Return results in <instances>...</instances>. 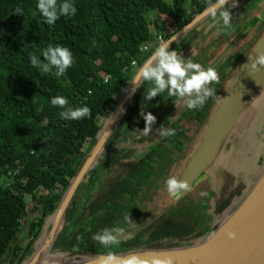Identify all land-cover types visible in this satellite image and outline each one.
<instances>
[{
    "label": "trees",
    "instance_id": "1",
    "mask_svg": "<svg viewBox=\"0 0 264 264\" xmlns=\"http://www.w3.org/2000/svg\"><path fill=\"white\" fill-rule=\"evenodd\" d=\"M70 2L76 7L75 15L60 16L49 25L36 8L37 0H0V264H23L33 255L47 219L56 211L94 146L102 120L110 117L139 67L160 45L157 37L166 41L216 0ZM253 3L228 0L225 7L235 25L234 32L251 18L245 15ZM17 7L24 10L23 15L14 14ZM149 10L156 13L151 24L145 17ZM210 22H214L212 16ZM222 24H212V34L197 33L193 26L173 41L169 50L206 69L219 57L204 62L209 44H224L223 51L230 44ZM257 41L236 43L214 67L219 83L210 87L216 94L227 86L228 74L238 71ZM49 45L67 47L73 55V64L63 75H55V68L44 73L30 63L33 53L45 63L41 52ZM132 60L136 61L134 66ZM151 86L139 81L103 152L69 202L51 250L63 254H119L191 247L213 232L225 211L235 210L247 195L245 186L230 180L226 187L208 191L213 193L210 196L205 192L196 195L202 204L209 201L211 212L198 208L196 198L187 195L176 203L165 204L169 195L165 181L174 176V169L188 153V142L175 124L185 120L203 124L214 116L219 101L215 95L203 107L178 108L182 100L169 96L167 91L145 100L144 94ZM55 96L65 97L67 108L88 106L91 115L80 120L60 118L64 109L50 102ZM143 111L156 117L147 137L139 132L145 126L140 114ZM167 123L176 130L175 135L159 136L148 143ZM122 140L135 145L121 151ZM127 160L125 168L105 181L96 197L89 198L101 171ZM26 195L36 203L31 209L33 217L27 221ZM104 228L123 229L118 245L105 247L92 239ZM21 230L23 235H19Z\"/></svg>",
    "mask_w": 264,
    "mask_h": 264
},
{
    "label": "rangeland",
    "instance_id": "2",
    "mask_svg": "<svg viewBox=\"0 0 264 264\" xmlns=\"http://www.w3.org/2000/svg\"><path fill=\"white\" fill-rule=\"evenodd\" d=\"M249 1L245 0L246 3ZM236 4L238 3L236 2ZM246 12L245 16L249 14L248 16L251 15V18L246 20L236 32H234V24L225 27L221 21L211 23L210 13L198 20L194 26L197 33L205 31L211 34L215 30L214 26L222 24L223 34L228 32L226 35L228 42L232 43L238 36L237 44H245L247 41L255 42L264 34V0H254L251 9H246ZM242 16L244 19L246 18L243 13ZM145 17L151 24L156 19V13L154 10H149ZM235 20L237 21L238 18ZM163 42V40L159 41L160 44ZM224 46L219 42L210 43L206 48L207 54L204 62H211L223 52ZM238 71L229 73L230 82L217 92L216 100L219 101V108L211 119L206 120L203 124L196 121H182L175 124L174 128L188 142V153L174 169L173 174L176 178L187 181L191 190L181 194L179 198L168 195L165 204L176 203L184 195H187L196 198L198 208L203 210L206 205L202 204V199L196 195L198 196L202 192L201 196L205 192L207 196H210L213 193H208V191L224 188L230 180L245 186L243 191H247L254 186L262 173V164H264V66L258 65L257 71L251 70L245 74L241 70ZM181 106H185L183 102L177 107ZM113 111L110 117L102 120V128L97 138L107 131ZM120 144L121 151H129V148L135 145L128 140H122ZM86 147L87 145L83 147V150ZM134 153L130 154L134 157ZM127 164L128 160L113 166H106L92 184L93 189L89 198L96 197L100 192L101 185L119 173ZM237 198H234L233 203ZM25 200L29 202V214L25 220L27 221L33 217L31 209L36 203L31 202L29 195L25 196ZM206 208L207 211H211L209 206ZM231 212L225 211L222 221ZM53 217L47 219L36 240L35 252L23 264H80L86 260L83 257L70 258L67 254L53 251L51 248L49 251L43 252L44 243L50 234ZM19 235H23V230ZM44 253H47L46 256ZM158 256L162 255L156 253L153 256L139 257L137 264L149 263Z\"/></svg>",
    "mask_w": 264,
    "mask_h": 264
},
{
    "label": "clouds",
    "instance_id": "3",
    "mask_svg": "<svg viewBox=\"0 0 264 264\" xmlns=\"http://www.w3.org/2000/svg\"><path fill=\"white\" fill-rule=\"evenodd\" d=\"M228 0H216L215 4H211L208 13L211 14L214 21L223 22L225 27L231 24V14L225 5ZM235 7V4L232 5ZM36 8L44 18L45 23L54 24L60 16H73L76 13V7L70 0H37ZM23 9L17 7L14 14L23 15ZM217 13L219 17L217 18ZM45 63L33 53L29 59L33 67H39L44 73L56 69L55 75H63L66 69L73 64V55L71 51L61 45H49L41 52ZM259 66H264V53H257L254 59L250 60L247 65L252 71H257ZM140 80L149 82L152 86L144 94L145 100H151L159 96L160 93L167 91L169 96L179 97L185 107L194 110L203 107L205 101L216 95L215 90L210 87L213 83H219V74L214 67L204 68L200 63L193 62L191 59H185L175 50H169V42L162 43L155 48L151 57L147 59L142 66L139 67L136 76L132 82L137 86ZM51 104L62 109L59 113L60 118L64 120H80L91 115V109L88 106L67 108L68 100L63 96H55L51 98ZM144 120V128L139 131L143 136L147 137L152 132V125L156 122V117L151 112L140 113ZM175 129L169 127L165 129L160 126L159 135L168 137L175 135ZM166 189L171 197L179 198L183 193L190 191L187 181L180 180L175 176L169 177L166 181ZM129 222V217L125 218ZM123 233L122 228H104L92 236V239L99 244L108 247L110 245H118L120 243L119 236ZM229 233V236H232ZM117 258L112 252L106 257L101 258V264H113ZM120 264H137L135 256L129 257L120 262Z\"/></svg>",
    "mask_w": 264,
    "mask_h": 264
},
{
    "label": "water",
    "instance_id": "4",
    "mask_svg": "<svg viewBox=\"0 0 264 264\" xmlns=\"http://www.w3.org/2000/svg\"><path fill=\"white\" fill-rule=\"evenodd\" d=\"M209 7L203 10L201 13L195 15L189 23L185 24L181 29H179L163 43L169 42L170 45L173 41L178 39L187 30L193 27L195 23L198 22V20L209 14ZM238 39L239 36L232 43H230V45L219 55V57L210 67H215L235 46V44L238 43ZM257 53H264V34H262L258 39L253 49L251 50L245 61L242 63V65L238 68V70H241L243 74L250 72L251 70L247 65L250 63L251 59H254L256 57ZM136 88L137 86L131 83L127 93L115 107L107 131L99 138H97L94 146L86 155V158L81 165L78 173L73 178L70 186L64 193L59 206L52 215L54 217L50 227V245L61 225L63 214L74 193L76 192L80 182L85 178L88 170L99 158L105 141L113 130L119 116L124 111L125 107L120 111L122 101L126 96H128V98L130 99L134 94ZM218 108L219 105L217 107V110ZM169 125L170 123H167L164 128L166 129ZM159 136L160 135L158 133L148 143L153 142ZM229 233H232L233 235L229 236ZM156 253L162 256H158V258L149 261V263L143 264H264V167L254 186L250 190H248L247 195L236 207V209L233 210L229 214V216L225 220H223L219 224V226L200 243L195 244L191 247L114 254L117 260L114 261L113 264H120L121 261L128 259V256L143 258L144 256H153V254ZM67 256L70 258L83 257L84 259H86L80 262V264H101V258L106 257L107 254L70 252L67 254Z\"/></svg>",
    "mask_w": 264,
    "mask_h": 264
},
{
    "label": "bare ground",
    "instance_id": "5",
    "mask_svg": "<svg viewBox=\"0 0 264 264\" xmlns=\"http://www.w3.org/2000/svg\"><path fill=\"white\" fill-rule=\"evenodd\" d=\"M128 100H129V98H128V96H126L125 98H124V100L122 101V103H121V106H120V111L122 110V108H124L125 107V105L127 104V102H128ZM204 136V135H203ZM204 139V138H203ZM191 189V188H190ZM51 236L50 235H48V238H47V241L44 243V246H43V249H44V251L43 252H46V251H49L50 250V240H48L49 238H50ZM175 243V242H174ZM158 247V246H157ZM160 247V246H159ZM45 254V253H44ZM47 254V253H46ZM46 254H45V256H46ZM47 259V258H46Z\"/></svg>",
    "mask_w": 264,
    "mask_h": 264
},
{
    "label": "flooded vegetation",
    "instance_id": "6",
    "mask_svg": "<svg viewBox=\"0 0 264 264\" xmlns=\"http://www.w3.org/2000/svg\"><path fill=\"white\" fill-rule=\"evenodd\" d=\"M209 19H210V18H209ZM194 27H195V26H194ZM195 30H196V29H195ZM212 33H213V32H212ZM212 33H211V34H212ZM225 48H226V47H225ZM219 55H220V54H219ZM219 55H218V56H219ZM215 99H216V96H215ZM180 100H181V99H179V101H180ZM175 111H176V108H175ZM175 111L172 112L171 116H173V114L175 113ZM185 121H187V120H185ZM168 127H169V126H168ZM168 127H167V128H168ZM167 128H166V129H167ZM158 133H159V132H158ZM158 133H157V134H158ZM205 205L209 206V208H210L211 211H212V207H211V204L209 203V201H207V202L205 203ZM207 206H206V207H207ZM206 207H205V208H206ZM205 208H204V209H205ZM206 210H207V208H206ZM211 211H207V212H211Z\"/></svg>",
    "mask_w": 264,
    "mask_h": 264
},
{
    "label": "built area",
    "instance_id": "7",
    "mask_svg": "<svg viewBox=\"0 0 264 264\" xmlns=\"http://www.w3.org/2000/svg\"><path fill=\"white\" fill-rule=\"evenodd\" d=\"M161 40H162L161 37H159L158 38V41H161ZM135 64H136V61L135 60H132L131 65L134 66ZM107 78H108V75H105V79H107Z\"/></svg>",
    "mask_w": 264,
    "mask_h": 264
},
{
    "label": "crops",
    "instance_id": "8",
    "mask_svg": "<svg viewBox=\"0 0 264 264\" xmlns=\"http://www.w3.org/2000/svg\"><path fill=\"white\" fill-rule=\"evenodd\" d=\"M264 160V159H263ZM262 166L264 167V164H262ZM263 169V168H262ZM263 171V170H262ZM245 191V190H244ZM248 191V190H247ZM243 193V192H242Z\"/></svg>",
    "mask_w": 264,
    "mask_h": 264
}]
</instances>
